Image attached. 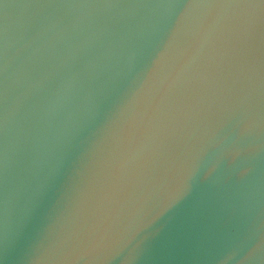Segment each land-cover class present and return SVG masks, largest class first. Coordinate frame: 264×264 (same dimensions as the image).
Returning <instances> with one entry per match:
<instances>
[{
	"label": "water",
	"instance_id": "95a60500",
	"mask_svg": "<svg viewBox=\"0 0 264 264\" xmlns=\"http://www.w3.org/2000/svg\"><path fill=\"white\" fill-rule=\"evenodd\" d=\"M0 264H264V0H0Z\"/></svg>",
	"mask_w": 264,
	"mask_h": 264
}]
</instances>
